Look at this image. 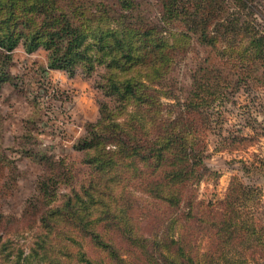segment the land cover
Returning a JSON list of instances; mask_svg holds the SVG:
<instances>
[{
  "label": "rangeland",
  "instance_id": "rangeland-1",
  "mask_svg": "<svg viewBox=\"0 0 264 264\" xmlns=\"http://www.w3.org/2000/svg\"><path fill=\"white\" fill-rule=\"evenodd\" d=\"M31 1L11 3L19 42L11 54L14 64L9 81H0V264H77V252L93 264H182L175 247L162 250L148 240V248H142L141 239L156 230L154 224L141 226L143 237L129 241L125 238L135 234L113 233V220L104 229L108 235L102 238L115 247L108 252L98 236L74 235L70 241V228L64 226V220L44 217L45 228L39 219L49 209L72 205L71 198L78 204L87 203L84 215L92 213L95 202H89L91 194L84 189L97 177L98 168L85 162L91 159H85L90 152L79 140L89 135L90 125L101 119V113L105 124L116 117L114 108L120 104L117 95L123 79H137L138 95L147 93L163 109L173 106L176 110L189 96L193 74L205 59L213 57V51L199 45L194 33L185 30L189 23L177 16L180 4L168 6L172 0ZM6 3L8 0L1 1V12L6 11ZM185 6L190 13L193 5ZM62 16L85 35L82 46L65 54L58 37L40 35L32 41V52L26 53L28 31L44 27L43 19L54 25ZM44 41H50L52 49L58 47L57 57L65 59L66 68L47 74L50 86L46 87L53 86L56 94L36 79L50 55ZM141 42L146 45L143 50ZM145 52L151 56L146 58ZM146 78L153 86H148ZM227 91L233 93L228 94L229 102L215 109L220 112V124H213L207 133L205 164L216 176L200 182L195 196L217 204L236 178L248 188L246 193L253 192L246 207L256 203L255 215L260 217L264 213L260 206L264 205V88ZM251 118L256 125H248ZM234 137L243 140L232 141Z\"/></svg>",
  "mask_w": 264,
  "mask_h": 264
},
{
  "label": "trees",
  "instance_id": "trees-1",
  "mask_svg": "<svg viewBox=\"0 0 264 264\" xmlns=\"http://www.w3.org/2000/svg\"><path fill=\"white\" fill-rule=\"evenodd\" d=\"M8 2L3 8L6 11H0L2 82L9 81L8 73L14 64L11 54L19 42L11 10L13 0ZM189 3L193 5L190 13L185 6ZM173 4L181 5L177 16L189 23L185 30L194 33L199 45L210 48L213 57L205 59L193 74L189 96L176 110L173 106L163 109L159 100L147 93L138 95L137 79H123L117 95L120 104L114 108L116 117L105 124L101 113V119L90 125L89 135L79 140L83 141L82 148L90 152L85 159H91L85 162L98 168L97 177L83 188L85 194H91L89 202H95L92 213L84 215L87 203L82 200L78 204L71 198L72 205L40 213L39 222L42 225L44 217L64 220V226L70 228V241H74V235L98 236L108 252L115 247L102 238L108 235L104 229L113 220V233L135 234L125 238L129 241L143 237L141 226L154 224L156 230L141 239L142 248H148V240L162 250L175 247L183 258L182 264H264V213H259L261 218L255 215L254 200L246 207L253 192L246 193L248 188L233 178L224 200L217 204L205 203L195 196L200 182L216 176L205 164L207 133L213 124H220V112L215 109L229 102L228 94L233 93L227 90L264 88V0H172L168 6ZM41 21L44 27L29 30L25 36L26 53L32 52L35 37L40 35L58 37L65 54L82 46L85 35L65 16L54 25ZM44 42L50 55L47 67L37 73L36 79L45 86L48 72L61 71L66 64L64 57L60 59L55 53L59 48L52 49L50 41ZM144 47L141 42L140 49ZM144 55L151 56L147 52ZM141 64L157 66L151 62ZM145 82L153 86L150 79ZM112 84L118 89L117 82ZM129 98L134 103L128 102ZM129 106L133 108L128 110ZM251 121L248 125L257 124L254 118ZM43 226L46 228L44 219ZM82 254L77 252V264H93Z\"/></svg>",
  "mask_w": 264,
  "mask_h": 264
},
{
  "label": "built area",
  "instance_id": "built-area-1",
  "mask_svg": "<svg viewBox=\"0 0 264 264\" xmlns=\"http://www.w3.org/2000/svg\"><path fill=\"white\" fill-rule=\"evenodd\" d=\"M47 80H48V78H47ZM46 85H48V83H45V87H46ZM47 88V87H46ZM49 90H51V93L52 94H56V89H54V87L52 86V87H50V88H48Z\"/></svg>",
  "mask_w": 264,
  "mask_h": 264
},
{
  "label": "crops",
  "instance_id": "crops-1",
  "mask_svg": "<svg viewBox=\"0 0 264 264\" xmlns=\"http://www.w3.org/2000/svg\"><path fill=\"white\" fill-rule=\"evenodd\" d=\"M11 71H12V70H11ZM49 72L52 73V72H54V70H50Z\"/></svg>",
  "mask_w": 264,
  "mask_h": 264
}]
</instances>
